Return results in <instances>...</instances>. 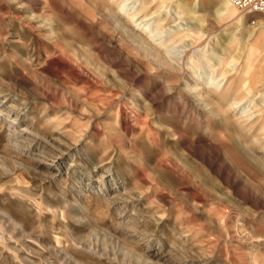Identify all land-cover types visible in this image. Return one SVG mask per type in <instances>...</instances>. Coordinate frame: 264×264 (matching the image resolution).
<instances>
[{
	"label": "rangeland",
	"instance_id": "rangeland-1",
	"mask_svg": "<svg viewBox=\"0 0 264 264\" xmlns=\"http://www.w3.org/2000/svg\"><path fill=\"white\" fill-rule=\"evenodd\" d=\"M0 264H264V15L0 0Z\"/></svg>",
	"mask_w": 264,
	"mask_h": 264
},
{
	"label": "built area",
	"instance_id": "built-area-1",
	"mask_svg": "<svg viewBox=\"0 0 264 264\" xmlns=\"http://www.w3.org/2000/svg\"><path fill=\"white\" fill-rule=\"evenodd\" d=\"M231 2L242 14L264 15V0H231Z\"/></svg>",
	"mask_w": 264,
	"mask_h": 264
},
{
	"label": "bare ground",
	"instance_id": "bare-ground-1",
	"mask_svg": "<svg viewBox=\"0 0 264 264\" xmlns=\"http://www.w3.org/2000/svg\"><path fill=\"white\" fill-rule=\"evenodd\" d=\"M231 1V0H230ZM232 3V2H231Z\"/></svg>",
	"mask_w": 264,
	"mask_h": 264
}]
</instances>
